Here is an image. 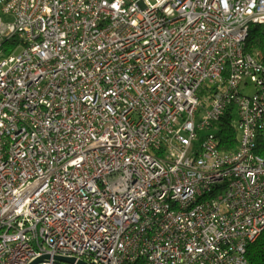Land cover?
Returning a JSON list of instances; mask_svg holds the SVG:
<instances>
[{
    "label": "built area",
    "instance_id": "1",
    "mask_svg": "<svg viewBox=\"0 0 264 264\" xmlns=\"http://www.w3.org/2000/svg\"><path fill=\"white\" fill-rule=\"evenodd\" d=\"M252 23L264 0H0V264H249L264 231Z\"/></svg>",
    "mask_w": 264,
    "mask_h": 264
},
{
    "label": "trees",
    "instance_id": "2",
    "mask_svg": "<svg viewBox=\"0 0 264 264\" xmlns=\"http://www.w3.org/2000/svg\"><path fill=\"white\" fill-rule=\"evenodd\" d=\"M245 50L256 54L264 63V24L252 23L248 31ZM217 124L219 148L224 151L235 149L239 142V130L236 124L235 109L230 108ZM249 264H264V231L255 242L248 246L246 252Z\"/></svg>",
    "mask_w": 264,
    "mask_h": 264
},
{
    "label": "rangeland",
    "instance_id": "3",
    "mask_svg": "<svg viewBox=\"0 0 264 264\" xmlns=\"http://www.w3.org/2000/svg\"><path fill=\"white\" fill-rule=\"evenodd\" d=\"M4 19L6 20H12L13 17L11 15H4ZM22 50V47L17 48L16 50H14L12 53L16 54L19 53ZM243 92H247V93H254L255 92V87L254 85H250L249 87H245L242 89ZM208 130H204L202 131V134H207Z\"/></svg>",
    "mask_w": 264,
    "mask_h": 264
},
{
    "label": "water",
    "instance_id": "4",
    "mask_svg": "<svg viewBox=\"0 0 264 264\" xmlns=\"http://www.w3.org/2000/svg\"><path fill=\"white\" fill-rule=\"evenodd\" d=\"M58 259L61 260V261H65V262H67V263H70V264H74V263H75L74 258H69V257H58ZM39 260H42V258L38 259L37 261H39ZM37 261H36V262H37ZM77 264H87V263L84 262V261H79Z\"/></svg>",
    "mask_w": 264,
    "mask_h": 264
}]
</instances>
